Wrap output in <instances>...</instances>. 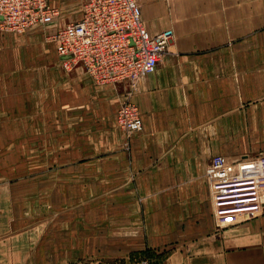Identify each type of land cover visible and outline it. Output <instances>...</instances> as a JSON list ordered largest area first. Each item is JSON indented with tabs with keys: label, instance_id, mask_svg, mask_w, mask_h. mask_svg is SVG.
I'll use <instances>...</instances> for the list:
<instances>
[{
	"label": "crops",
	"instance_id": "obj_1",
	"mask_svg": "<svg viewBox=\"0 0 264 264\" xmlns=\"http://www.w3.org/2000/svg\"><path fill=\"white\" fill-rule=\"evenodd\" d=\"M138 2L174 35L131 97L132 134L126 84L64 70L39 32H0V264H264V211L218 226L204 176L214 155L264 153V0ZM20 150L34 155L7 159Z\"/></svg>",
	"mask_w": 264,
	"mask_h": 264
},
{
	"label": "built area",
	"instance_id": "obj_2",
	"mask_svg": "<svg viewBox=\"0 0 264 264\" xmlns=\"http://www.w3.org/2000/svg\"><path fill=\"white\" fill-rule=\"evenodd\" d=\"M80 16H65L68 6L54 0H0V32L43 35L66 71L82 67L100 88L127 85L116 112L119 128L143 130L139 106L131 97L155 73L170 51L171 28L152 34L138 0H81ZM218 226L260 216L264 211V153L217 154L204 174Z\"/></svg>",
	"mask_w": 264,
	"mask_h": 264
},
{
	"label": "rangeland",
	"instance_id": "obj_3",
	"mask_svg": "<svg viewBox=\"0 0 264 264\" xmlns=\"http://www.w3.org/2000/svg\"><path fill=\"white\" fill-rule=\"evenodd\" d=\"M80 1L81 0H71V1H66L65 4L68 5V4H72L70 6L67 7V9L65 10V16L69 17V18H72V19H75V18H78L80 15V7H81V4H80ZM83 1V0H82ZM6 60V54L3 53L0 54V63H4ZM1 91V90H0ZM1 95V93H0ZM1 107V106H0ZM4 107V106H3ZM13 107V106H11ZM8 142H9V145H14L16 144V137L12 136L11 138H8ZM7 155V159L11 162L14 163V161H21V159H25L26 157H30V156H33L34 154L30 153V152H26L25 151H14V152H6ZM46 156V155H45ZM29 159V158H28ZM9 164V162H8ZM10 165V164H9Z\"/></svg>",
	"mask_w": 264,
	"mask_h": 264
}]
</instances>
